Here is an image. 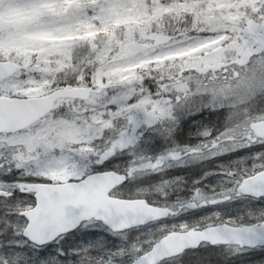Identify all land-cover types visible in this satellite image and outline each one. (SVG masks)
<instances>
[{
	"label": "snow or ice",
	"instance_id": "6c2138e0",
	"mask_svg": "<svg viewBox=\"0 0 264 264\" xmlns=\"http://www.w3.org/2000/svg\"><path fill=\"white\" fill-rule=\"evenodd\" d=\"M189 119L196 143L141 148ZM257 146L203 173L218 190L198 177L181 197L184 178L164 175ZM254 204L264 0H0V264H264Z\"/></svg>",
	"mask_w": 264,
	"mask_h": 264
},
{
	"label": "rangeland",
	"instance_id": "374dc122",
	"mask_svg": "<svg viewBox=\"0 0 264 264\" xmlns=\"http://www.w3.org/2000/svg\"><path fill=\"white\" fill-rule=\"evenodd\" d=\"M205 115V120L207 118V113L204 114ZM224 115H227V112H223L221 111L220 113V120L218 122L217 126H220V124H222ZM197 119H199V114L196 117ZM213 120H216V117H213ZM184 126H187L186 128ZM196 128L194 125H192L191 120L189 119L187 123H181V125L176 129L173 137L168 138L164 135H158L155 138H153L147 145L141 143V148L145 149L147 154L150 155H155L158 154L162 149H164L167 146H170L172 143V139H175L176 142H178L179 144H194L196 143L198 137L193 136V135H189L190 132H195ZM147 135V134H146ZM169 139V142L165 139ZM158 144V145H157ZM257 146L256 148H243V149H237L235 151L223 154V155H219L216 157H212L209 159H204L198 162H192V163H186L184 165H174L170 168H168L164 175L166 177H168V175L170 174L171 177L173 176H179V177H183L184 178V183L182 185V189H186L189 188L190 185L192 184V181H190L186 186V178L185 175L186 171L189 170H195L197 171L198 175H202L203 173L206 171L212 172L216 169H218L219 165H228V166H232V162L234 161H238L239 158L244 157L246 154L250 153L251 151L254 150H258ZM128 157L126 156H121L118 158V160L120 161H124L127 160ZM245 163L250 164L251 161L250 160H246ZM237 167H239V163H237L236 165ZM196 174V175H197ZM209 177V178H208ZM208 179L210 182L206 181L205 187L208 186H213L216 187L217 190L219 189V185H218V181L221 179V177L219 176L218 172H215V174H210L208 175ZM158 176L152 175V176H142V177H138L135 179H131V183H130V187H129V191L134 190V187L139 185L141 187L146 186L150 181H155L156 179H158ZM129 183V182H127ZM200 186L202 187V185L200 184ZM209 190V187L206 191ZM174 192V191H173ZM184 197H187L186 195H184ZM258 206H264V205H260V204H254L253 207H258ZM206 211H211L210 208H207ZM196 212H198V210H196ZM183 219H194L192 218V214L189 213H185V215L183 216ZM146 230L145 228H141V229H132L129 232V236L128 239H132L133 237H135L138 234V231H143ZM88 231V230H86ZM90 231L92 232H99L100 235L104 236L107 240L111 241V242H118L119 238L115 237V236H111L110 234H108L107 232H103L100 229H91ZM65 241H70L68 244H65ZM80 243V240L77 238H71L69 236H65L64 240L61 241V245L64 246L66 249L67 248H71L74 247L76 245H78ZM85 243H87V241H85ZM246 259H250V256L248 254H244ZM73 259H75V257L73 256ZM239 264V262H238Z\"/></svg>",
	"mask_w": 264,
	"mask_h": 264
},
{
	"label": "flooded vegetation",
	"instance_id": "af4514ba",
	"mask_svg": "<svg viewBox=\"0 0 264 264\" xmlns=\"http://www.w3.org/2000/svg\"><path fill=\"white\" fill-rule=\"evenodd\" d=\"M184 127L186 128L187 126H184ZM168 138H169V137H168ZM168 138L165 139L166 142H167V141L169 142V139H168ZM157 145H158V144H157ZM184 173H186V175H185V178H186V184H185V186H186L190 181H193L194 179H197L198 177H202V179L199 180V186H200V184H201L205 191L208 189V187H205L206 181L210 182L209 179H208V178H209L208 176L205 177V176H202V175H198V174H197V171H195V170H189V171H186V172H184ZM196 174H197V175H196ZM168 177H171L170 174L168 175ZM207 177H208V178H207ZM178 194H179L181 197H184V195L188 196V195H189V188L182 189ZM176 195H177V193L174 191V192L172 193V198H175ZM234 203L239 204L240 201H236V202H234ZM196 210H198V212H196ZM206 212H207L206 209H192V210H189L187 213L192 214V218H197V217H199V216H201V215H204ZM181 218H184V217H181Z\"/></svg>",
	"mask_w": 264,
	"mask_h": 264
}]
</instances>
